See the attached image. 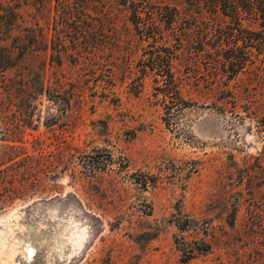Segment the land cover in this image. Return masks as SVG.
Masks as SVG:
<instances>
[{"label":"rangeland","instance_id":"rangeland-1","mask_svg":"<svg viewBox=\"0 0 264 264\" xmlns=\"http://www.w3.org/2000/svg\"><path fill=\"white\" fill-rule=\"evenodd\" d=\"M93 3L77 44L56 0H0V264H264V66L222 112L199 44Z\"/></svg>","mask_w":264,"mask_h":264},{"label":"trees","instance_id":"trees-1","mask_svg":"<svg viewBox=\"0 0 264 264\" xmlns=\"http://www.w3.org/2000/svg\"><path fill=\"white\" fill-rule=\"evenodd\" d=\"M56 1L59 18L66 23L73 18L77 20L74 35L77 44H97L103 31L96 26L91 14L97 12V4L93 0ZM115 1L131 11L139 40L156 44L159 39L162 44H169L170 34L175 44H199L192 50L216 62L209 74L211 83L206 93L222 112H226L230 105L235 109L243 96L245 87L235 81L238 75L247 71L249 64L258 63L249 69L251 82L258 77L260 65L264 66V0ZM142 14L148 15L146 20H142ZM66 26L70 27L69 24ZM64 51L56 49L57 56L60 58L61 53H66ZM149 59L152 67L158 65L163 70L171 67L170 59L160 53ZM168 91L163 90L164 95ZM245 111L246 115L251 113ZM236 115V120L242 117Z\"/></svg>","mask_w":264,"mask_h":264}]
</instances>
